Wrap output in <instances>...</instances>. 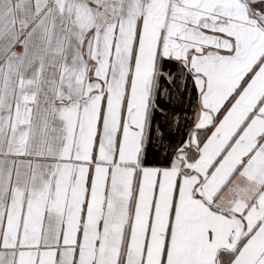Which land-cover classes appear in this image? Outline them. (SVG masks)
Segmentation results:
<instances>
[{
	"label": "snow or ice",
	"instance_id": "6c2138e0",
	"mask_svg": "<svg viewBox=\"0 0 264 264\" xmlns=\"http://www.w3.org/2000/svg\"><path fill=\"white\" fill-rule=\"evenodd\" d=\"M0 264H264V0H0Z\"/></svg>",
	"mask_w": 264,
	"mask_h": 264
}]
</instances>
